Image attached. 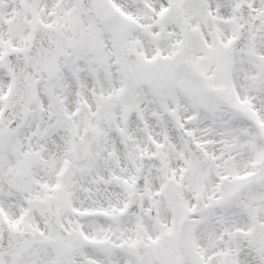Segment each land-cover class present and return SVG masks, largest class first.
Wrapping results in <instances>:
<instances>
[{
    "label": "snow or ice",
    "instance_id": "6c2138e0",
    "mask_svg": "<svg viewBox=\"0 0 264 264\" xmlns=\"http://www.w3.org/2000/svg\"><path fill=\"white\" fill-rule=\"evenodd\" d=\"M0 264H264V0H0Z\"/></svg>",
    "mask_w": 264,
    "mask_h": 264
}]
</instances>
